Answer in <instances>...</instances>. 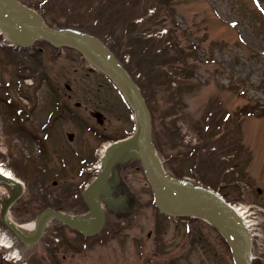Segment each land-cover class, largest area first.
Masks as SVG:
<instances>
[{
	"label": "rangeland",
	"instance_id": "374dc122",
	"mask_svg": "<svg viewBox=\"0 0 264 264\" xmlns=\"http://www.w3.org/2000/svg\"><path fill=\"white\" fill-rule=\"evenodd\" d=\"M18 1L36 8L53 29L80 28L75 20L89 24L91 19L85 10L92 0H44L43 4V0ZM127 1L128 6L137 4V16L142 15L133 20L136 27L142 25L130 31L133 37L141 32L144 38L159 39L168 31L174 41L166 39L163 43L171 57L160 67L167 78L162 73L158 74L161 79L156 77L153 69L158 66L154 62L146 78L134 74L140 77L153 110V132L164 168L169 175L179 177L177 180L196 185L197 180L189 178L185 169L191 165L193 168L199 149L198 159L207 156L206 146H197L196 152L191 149L197 141L196 128H203L205 143L222 152L221 164L227 170L220 185L213 173L217 167L211 172L203 168L198 174L206 175L208 181L199 179L198 184L214 183L211 188L238 207L243 218L252 217V255L261 254L264 0ZM110 5L111 0H105L106 8ZM113 8L116 17L112 18V28L121 25L123 29L124 20L129 22L128 16L134 13L124 12L119 3H113ZM151 17L153 23L149 24ZM91 24L97 23L92 20ZM120 31L116 32V42L119 46L129 45L131 40L127 41ZM124 57L125 62L128 56ZM17 66L28 71L19 73ZM55 102L58 107L53 105ZM49 110L57 112L40 130ZM92 111L103 115L101 125L91 116ZM174 121L181 140L177 146L172 143L171 133H166L167 128L173 132ZM210 122L216 127L212 136L205 129ZM131 126L129 111L116 90L76 52L54 48L43 40L21 50L8 46L0 36V164L24 185L22 196L9 210L15 224L34 226L39 213L52 205L69 215L87 214L88 208L80 198V181L85 179L84 167L89 164L80 160L89 156V163L95 166L103 149L123 137ZM43 130L50 132L40 152ZM69 132L73 133L72 141L66 138ZM219 140L225 141V150ZM69 162L74 163L72 168H68ZM113 169L109 179L113 191L98 199L105 214L99 233L83 238L51 220L39 242L27 246L0 224V264H232L226 244L207 222L159 215L136 163L125 156ZM4 193L0 187V197ZM111 195L123 200L114 205ZM202 238L218 253L217 258L202 247Z\"/></svg>",
	"mask_w": 264,
	"mask_h": 264
},
{
	"label": "water",
	"instance_id": "95a60500",
	"mask_svg": "<svg viewBox=\"0 0 264 264\" xmlns=\"http://www.w3.org/2000/svg\"><path fill=\"white\" fill-rule=\"evenodd\" d=\"M18 30V31H16ZM0 31L23 48L43 38L54 47H68L79 52L97 71L106 76L122 94L134 117V132L127 138L107 145L101 159L102 170L83 190L82 198L93 213L84 222L51 208L43 209L36 221L33 234L27 237L8 217L9 208L22 196L23 185L13 177L0 173V186L9 194L0 198V222L21 243L34 245L40 239L50 219H56L85 236L97 234L104 222V214L96 195L109 196L108 176L112 166L125 156L139 159L151 187L156 208L167 216H199L209 222L229 245L234 264H250V238L234 209L211 190L173 179L164 173L151 142V115L139 89L115 60L112 53L94 36L72 29H51L41 16L17 0H0ZM102 123L101 114H93ZM131 153V154H130ZM117 203L118 200H113Z\"/></svg>",
	"mask_w": 264,
	"mask_h": 264
},
{
	"label": "trees",
	"instance_id": "16d2710c",
	"mask_svg": "<svg viewBox=\"0 0 264 264\" xmlns=\"http://www.w3.org/2000/svg\"><path fill=\"white\" fill-rule=\"evenodd\" d=\"M127 0H111V5L110 7L106 8L105 6V0H92L90 3H87L86 5V10L85 13L86 14H90L91 19L88 21L89 24L83 23L80 20H75L76 22H78V25L81 31L87 32L91 35H95L97 36L105 45L106 47L114 54L115 58L119 61V63L122 65V67L131 75V77H133V79L135 80L136 84L139 86L140 91L143 95V97L145 98V101L150 109L151 112V116H152V124L155 120L154 118V114H153V110L149 104V101L145 95V89L144 86L142 85V81H140V77H135V73H139V76H143V78H146L149 74V70L152 69V67L154 66L152 63L154 62L156 66H158L157 69H153L156 73V77L159 79L161 76L158 75L160 73H162L163 77L165 76V78H167V72L163 71L160 69V67H162L164 65L165 62L170 61V58L168 56L169 52H167L166 46L163 45V43L165 42L166 39H168V41L172 40L171 42L174 43L173 39H171V37L167 34L168 31H166L165 35H163V38L161 36V38L156 39L155 37H148V38H144L142 36H140L142 33H136L135 37H133L130 33V31L133 28H140L142 27V25H139V27H136V25L133 24V20L135 18H139L141 16H137L138 13H136L135 11V7L137 6V4L135 5H130L128 6L130 3ZM138 2V1H137ZM113 3H119V7L123 8V11H132L134 14L132 16H128L127 20L129 19V22L124 20V24L122 23L123 29L121 27V25L119 26L118 29H121V33L124 35V37L127 38V41H130V44L128 45L127 43L123 46H119V44L116 42V40L118 39V37L116 36V32L118 29H114L112 28L113 25H111L112 22V18L116 17V14H114L115 9H110L113 6ZM43 4V3H42ZM160 5V3L158 4ZM142 8V7H141ZM95 20L97 24L92 25L91 21ZM153 17H151V21L149 22V24L153 23ZM100 21V22H99ZM81 24V25H80ZM148 24V25H149ZM131 27V28H130ZM82 28V29H81ZM149 27L145 30L148 31ZM105 36L109 37V40L106 39ZM128 36V37H127ZM116 42V43H115ZM116 45L118 47L117 48L114 46ZM117 52H119L120 54H118ZM124 56H128L127 61L124 62ZM160 58V59H159ZM134 69V72H132L131 69ZM158 70V71H157ZM157 71V72H156ZM150 75V74H149ZM161 79V78H160ZM178 88H180V85L178 86ZM209 112H212L210 110H208ZM169 112H172V109L169 110ZM210 115L213 114L209 113ZM215 116H213L211 119H214ZM209 120V119H208ZM167 128V127H166ZM177 127L175 126V121H174V126H173V132H171L170 128H167V134L171 133V137L173 138V144L176 145V143H179L180 141V134L178 132V129H176ZM205 129L208 130V133L212 136L213 132H215V128L211 127V122L205 124ZM203 128H196V132L198 133V138H197V142L196 145L192 146V150H194V152H196L197 146H199L200 148H202V146H206L209 147L207 149V156H203L201 158L198 159V155L201 152V149H199V151L194 155L195 156V162L193 164V168H192V172L194 173V175H198V179H201L203 181H208L207 180V176H203V175H199L198 173L201 171V169L203 168H210V169H214L215 168L216 171L214 170V177H215V182L219 183L222 181L223 179V164H221V158H220V154L222 153L220 150L216 151L211 150V147L208 145V143L206 144L204 141V135L202 132ZM167 136V135H166ZM153 138H154V145L158 151V147L155 141V137H154V132H153ZM218 142L221 143V149L225 150L224 147H226L225 141L222 140V142L219 140ZM202 143V145H201ZM177 146V145H176ZM189 149V147H187ZM209 155V156H208ZM203 159V160H202ZM200 163H202V165H200ZM205 166V167H204ZM11 170H13V172L15 171L14 169L11 168ZM16 172V171H15ZM205 185H210L211 187H214V183L212 184H208V183H204ZM80 188H82V186L80 185ZM39 199L41 200V198L39 197ZM56 210H60L59 206H55L52 205L50 206Z\"/></svg>",
	"mask_w": 264,
	"mask_h": 264
},
{
	"label": "bare ground",
	"instance_id": "6f19581e",
	"mask_svg": "<svg viewBox=\"0 0 264 264\" xmlns=\"http://www.w3.org/2000/svg\"><path fill=\"white\" fill-rule=\"evenodd\" d=\"M16 31H18V30H16ZM1 36V35H0ZM2 36L4 37V41H8L7 39H6V37L2 34ZM102 153H103V151H102ZM131 154V153H130ZM0 173H3L5 176H9V177H11V176H13V174L11 173V171L10 170H7V169H5V167L3 166V165H1L0 164ZM111 178V176H109V178H108V181H109V179ZM3 190L5 191V193H4V195L5 196H8V190L5 188V187H3ZM93 195V200H95V201H98V195H96V193L95 192H93L92 194H91V196ZM88 213L87 214H84V215H82V217H78L77 219L78 220H81V221H86V222H88V221H90V220H92L93 219V213L92 212H89V211H87ZM237 214H238V218H239V216H240V214H242V215H244V213L243 212H241L240 211V209L237 211ZM247 218V217H246ZM248 218L249 219H247L245 222H246V224H247V226L249 227V228H246V230L247 231H251V229L252 228H255V227H253L252 226V224L254 223L255 224V222H253L254 220L252 219V217L249 215L248 216ZM240 219V218H239ZM253 220V221H252ZM18 227H19V229L27 236V237H30L32 234H33V231H34V227H35V222H34V226H33V223H28V224H23V225H17ZM261 236H263V235H261Z\"/></svg>",
	"mask_w": 264,
	"mask_h": 264
},
{
	"label": "flooded vegetation",
	"instance_id": "af4514ba",
	"mask_svg": "<svg viewBox=\"0 0 264 264\" xmlns=\"http://www.w3.org/2000/svg\"><path fill=\"white\" fill-rule=\"evenodd\" d=\"M48 121V120H47ZM49 125V124H48ZM47 125V126H48ZM49 132L50 131H44L43 130V134H46L47 135V137H49L48 136V134H49ZM46 137V138H47ZM55 136L53 135V138H54ZM48 139V138H47ZM52 142V139L50 140V143ZM55 142H58V141H55ZM57 144V143H56ZM55 148L56 149H58V151H59V147L58 146H55ZM87 158V160H89V156H87L86 157ZM262 235H263V237H264V234H263V232H262ZM202 243H203V246L202 247H204L205 249H206V247H205V243H206V245L209 247V244H208V242H207V240L205 239L204 241H201ZM215 251V250H214ZM216 252V251H215ZM215 255H216V258H217V256H218V253H215ZM261 263H264V250L262 251V253L261 254H256V255H254L253 256V260H252V264H261Z\"/></svg>",
	"mask_w": 264,
	"mask_h": 264
}]
</instances>
